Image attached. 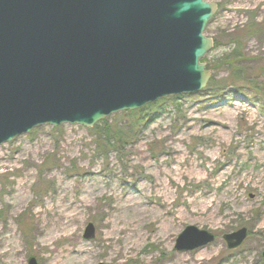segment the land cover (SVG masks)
I'll use <instances>...</instances> for the list:
<instances>
[{"label": "rangeland", "instance_id": "rangeland-1", "mask_svg": "<svg viewBox=\"0 0 264 264\" xmlns=\"http://www.w3.org/2000/svg\"><path fill=\"white\" fill-rule=\"evenodd\" d=\"M205 1L218 7L204 32L214 42L205 65L247 26L239 45L256 60L246 66L260 64L264 0ZM211 74L203 93L1 145L0 264H264V86L238 91L224 68ZM104 128L121 142L108 146ZM187 227L215 241L175 252ZM242 228L246 240L229 251L222 236Z\"/></svg>", "mask_w": 264, "mask_h": 264}, {"label": "water", "instance_id": "water-1", "mask_svg": "<svg viewBox=\"0 0 264 264\" xmlns=\"http://www.w3.org/2000/svg\"><path fill=\"white\" fill-rule=\"evenodd\" d=\"M216 11L203 0H0V146L201 92L211 74L200 61L213 47L203 33ZM94 234L88 224L82 237ZM245 238L246 229L222 237L229 250ZM213 242L187 227L173 249Z\"/></svg>", "mask_w": 264, "mask_h": 264}, {"label": "trees", "instance_id": "trees-1", "mask_svg": "<svg viewBox=\"0 0 264 264\" xmlns=\"http://www.w3.org/2000/svg\"><path fill=\"white\" fill-rule=\"evenodd\" d=\"M260 26V25H259ZM248 30V31H247ZM252 30V27L249 28V26L245 27V29L242 30L244 32L241 36H239L238 39H234L233 35H230L232 39H229L228 41V47L230 48L229 52L216 61L213 62L212 65H206V68L214 72L215 70H218L221 68H224L227 74V78L230 80L231 86L235 89L240 91L241 85H245L247 87L252 86V89L255 90V92L262 93L263 86H264V58L261 59L260 64L256 65L254 62L251 63V65H254V68H247V64L250 63L249 61H255L247 58L243 51L240 48L239 42H242V40L246 39L247 37H250V31ZM246 37H245V36ZM204 64L206 62V59L203 60ZM261 66V67H260ZM213 78V76H212ZM212 78L210 79V82L207 86L208 88H211L213 84ZM261 81V82H260ZM206 89V90H207ZM204 92V91H203ZM202 92V93H203ZM263 94V93H262ZM262 99V98H261ZM177 98H171V99H165V101L169 102H175ZM104 122L101 124L103 125ZM100 128V127H99ZM97 129V128H95ZM104 136L108 139H104L107 142L108 146L114 147L116 144L120 143L122 138L120 136H117L118 139H115L113 137V133L110 132L107 128H104ZM115 134V133H114ZM117 135V134H116Z\"/></svg>", "mask_w": 264, "mask_h": 264}, {"label": "bare ground", "instance_id": "bare-ground-1", "mask_svg": "<svg viewBox=\"0 0 264 264\" xmlns=\"http://www.w3.org/2000/svg\"><path fill=\"white\" fill-rule=\"evenodd\" d=\"M205 58H206V56H205V57H203V59L200 61V63H202V64H203V63H204V62H203V60H204ZM129 112H133V111H129ZM94 231H95V229H94ZM94 236H95V234H94ZM93 239H94V237H93ZM91 240H92V239H91ZM87 241H89V240H87Z\"/></svg>", "mask_w": 264, "mask_h": 264}]
</instances>
